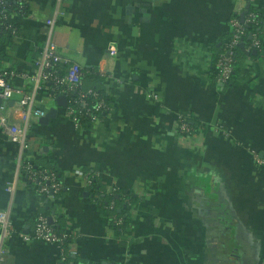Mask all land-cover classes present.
Wrapping results in <instances>:
<instances>
[{
  "label": "crops",
  "instance_id": "crops-1",
  "mask_svg": "<svg viewBox=\"0 0 264 264\" xmlns=\"http://www.w3.org/2000/svg\"><path fill=\"white\" fill-rule=\"evenodd\" d=\"M249 1L262 18V46L254 55L243 50L228 85L209 75L238 0L63 2L52 37L57 51L104 74L111 107L101 121L77 128L57 106L60 94L36 97L35 107L57 113L44 124L31 119L21 159L53 167L62 186L43 202L16 174L18 146L0 129V210H10L13 232L4 264H62L55 246L18 236L30 234L41 213L73 234L70 257L80 264H264V0ZM53 8L54 0H32L14 20L8 60L0 59L24 91ZM179 116L195 127L189 138L178 132ZM76 170L93 173L103 195L116 189L134 197L121 236Z\"/></svg>",
  "mask_w": 264,
  "mask_h": 264
},
{
  "label": "built area",
  "instance_id": "built-area-1",
  "mask_svg": "<svg viewBox=\"0 0 264 264\" xmlns=\"http://www.w3.org/2000/svg\"><path fill=\"white\" fill-rule=\"evenodd\" d=\"M32 0H0V20L14 21L16 19H23L28 12V8ZM65 0H54V8L51 17L45 22L46 33L43 47L40 55L34 61L35 73L29 78V90L24 91L15 86L12 82V75L6 70H0V129L7 134L10 140L18 146L19 157L16 162V174L24 173L30 183L36 182L38 195H43L47 199L57 195L61 190V183L56 180L55 173L41 172L37 173L32 170L30 162H23L21 155L29 149L28 133L30 128V121L32 118L40 119L46 113L41 109L35 107L36 97L45 89V84L52 83L59 89V94L66 98V114L69 116L73 124L77 128H81V116H87L91 120V124L97 123L103 119L104 114L110 111L107 105L99 100L91 108L88 106L86 99L88 97L96 98V94L92 90L85 92L80 91L82 79L84 77L82 68L75 64L69 63L57 51V47L52 40L55 23L59 17L62 16V4ZM237 7L234 9L228 20L230 31L229 42L225 45L223 53L216 57L215 67L217 69L216 82L222 85H228L232 79L233 63L235 58L234 49L240 43H244L246 36L249 37V43L246 46V51H259L262 43L260 41L259 32H248V27L262 26V20L256 8L251 7L247 14L241 20L240 15L244 10L245 1L238 0ZM243 2V3H242ZM9 4H16L19 6L18 10L7 8ZM252 8V9H251ZM27 9V12H25ZM14 40L17 38L18 28L12 29ZM109 58L117 55L114 47H110L107 53ZM68 65L65 74L59 76L52 73L53 67L58 65ZM102 76L103 73L100 72ZM70 94H76V99L73 101ZM79 108V109H77ZM177 128L181 136L189 138L191 129L185 117L179 116L177 119ZM255 160L261 164L262 161L258 155L253 152ZM75 175L86 187H90L96 177L93 173L75 171ZM14 184L7 183L5 192L12 195ZM116 189H112L109 194H115ZM127 202V201H126ZM129 202V200H128ZM109 209L114 208L111 201L108 205ZM111 220L120 224V219L111 217ZM13 232L10 223V210H0V264H4L5 242L12 236ZM72 233L68 230L58 232L53 225L48 223V219L43 215H38L35 220L33 229L30 234L18 233V236L24 242H41L55 246L59 251V261L62 264H80L70 260L68 257L75 253L69 247L67 241L72 238ZM67 243V244H66Z\"/></svg>",
  "mask_w": 264,
  "mask_h": 264
},
{
  "label": "trees",
  "instance_id": "trees-1",
  "mask_svg": "<svg viewBox=\"0 0 264 264\" xmlns=\"http://www.w3.org/2000/svg\"><path fill=\"white\" fill-rule=\"evenodd\" d=\"M7 8L12 9V10H18L19 6L16 4H9L7 6ZM252 9V8H251ZM1 11V9H0ZM25 12H27V9H25ZM27 14V13H26ZM260 15V14H259ZM26 16V15H25ZM260 20H262L261 15H260ZM13 28H18V22L17 21H1L0 20V59L2 60H8L9 56H8V51L11 48L13 42H14V38H13V34H12V29ZM248 32H259L261 30V25H259L258 27H248ZM230 34L228 35L227 39L222 43V45L219 47L218 49V53L216 55V57L223 53L224 49H225V45L229 42L230 39ZM249 39L248 36L245 37L244 39V49L246 48V46L249 43ZM235 52V58H234V63H233V73H232V79L235 78L237 72H238V68H239V58L240 55H243V50L240 49L239 46H237L234 49ZM216 57L214 58V61L210 67V80L213 83H216V75H217V69L215 67V62H216ZM68 65H58L52 68L51 72L52 73H56L59 76H63L65 74V71L67 69ZM84 77L82 79V84L80 87V91H87V90H92L95 92L96 94V98L93 97H88L86 99L88 106L93 108L94 104L101 100L103 101L107 107H111V102H112V98L111 96L107 93L106 88H105V77L102 76L97 69H82ZM231 79V80H232ZM231 82V81H230ZM45 89L41 92V93H45L47 95H58L59 94V89L57 87H55L52 83H47L44 85ZM69 97H71V99L74 101L76 99V94H70ZM79 109V108H77ZM109 112V111H108ZM108 112L101 114V116H105V114H107ZM189 128L191 129V134L195 133V127L193 124H191L190 120L185 118ZM80 125L82 128H88L91 125V120L87 117L82 115L81 116V120H80ZM32 170H34L35 172H49V173H55L56 175V180L58 182H60V177L58 175V172H56L54 170L53 167L50 168H43L40 166H32L31 168ZM85 172V171H83ZM87 172V171H86ZM96 177H94V181L92 182V185L89 187V191L91 193V196L96 198L101 205H103V207L105 208V210L108 212V214L110 215V219L111 217H116L118 219H120L121 223L117 224V222H115L114 220H111V226L115 232V235L117 236H121V234L123 233V231L126 228L127 225V209L130 208L131 204L133 203V201L135 200L134 197H132L131 195H126L125 197H121L122 195H117V194H107V195H103L101 192V184L97 183V181L95 180ZM34 185V187L37 189V184L36 182L32 183ZM62 190V188H61ZM61 190L59 191V193L57 195L60 194ZM128 196V197H127ZM40 199L43 201H45L47 198L43 195L40 196ZM129 200V202H128ZM113 202L114 204V208L113 209H109L108 205L110 202ZM127 201V202H126ZM125 207V208H123ZM38 215H43L47 218V213H41V214H37L34 217V223L36 218L38 217ZM54 227V226H53ZM56 231L57 228L54 227ZM61 232V231H58ZM67 243H69V241H67ZM66 243V244H67ZM69 259H71V257H68ZM72 261L76 262L75 260L71 259ZM78 263V262H76Z\"/></svg>",
  "mask_w": 264,
  "mask_h": 264
},
{
  "label": "water",
  "instance_id": "water-1",
  "mask_svg": "<svg viewBox=\"0 0 264 264\" xmlns=\"http://www.w3.org/2000/svg\"><path fill=\"white\" fill-rule=\"evenodd\" d=\"M245 1V6H244V10L240 15L241 20H243L244 15L247 14V12L249 11L250 8V1L249 0H244ZM130 7L127 8V12L129 13L130 11ZM249 39V37H248ZM240 49L244 50V43H240L239 44ZM255 51H251V54H255ZM57 106L58 107H66V98L63 95L57 96V98L55 99ZM57 111L55 109H51L48 113H46L43 117H41L39 119V122L41 124L47 123V121L49 119L55 118ZM48 223L52 224V220L48 219ZM105 264H110V263H105Z\"/></svg>",
  "mask_w": 264,
  "mask_h": 264
},
{
  "label": "rangeland",
  "instance_id": "rangeland-1",
  "mask_svg": "<svg viewBox=\"0 0 264 264\" xmlns=\"http://www.w3.org/2000/svg\"><path fill=\"white\" fill-rule=\"evenodd\" d=\"M243 3V2H242Z\"/></svg>",
  "mask_w": 264,
  "mask_h": 264
}]
</instances>
